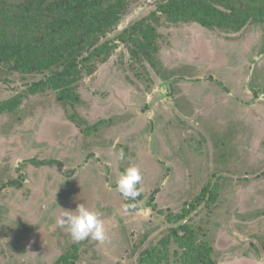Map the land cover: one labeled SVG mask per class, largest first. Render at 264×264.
<instances>
[{
	"label": "rangeland",
	"instance_id": "rangeland-1",
	"mask_svg": "<svg viewBox=\"0 0 264 264\" xmlns=\"http://www.w3.org/2000/svg\"><path fill=\"white\" fill-rule=\"evenodd\" d=\"M151 9L152 0H134L100 41ZM158 31L153 65L118 42L80 80L81 103L68 110L54 90L28 91L45 75L0 76V99H22L0 115V264H54L72 245L73 264H182L171 233L182 223L210 244L216 264H264V23ZM129 166L142 177L135 200L115 190ZM206 184L213 197L200 199ZM78 204L103 221L104 244L74 243L57 225ZM153 250L151 261L141 258Z\"/></svg>",
	"mask_w": 264,
	"mask_h": 264
},
{
	"label": "trees",
	"instance_id": "trees-1",
	"mask_svg": "<svg viewBox=\"0 0 264 264\" xmlns=\"http://www.w3.org/2000/svg\"><path fill=\"white\" fill-rule=\"evenodd\" d=\"M133 1L0 0V76L43 74L28 91L54 90L56 101L68 110L81 103L80 80L94 73L118 42L127 47L130 58L153 65L158 28L164 24L197 23L207 29L239 32L248 24L264 23V0H152L153 9L146 16L134 20L115 37L100 41L115 29ZM21 100L20 94L0 99V115L15 112ZM66 113L84 132H90L76 112ZM8 184L18 182L10 180ZM157 190L150 193L149 206L154 207ZM212 192L206 184L199 198H212ZM187 212L178 213L175 219H182ZM197 232L186 223L171 229L185 250L182 264H216L210 244L199 239ZM76 250L72 245L54 264H73ZM155 255L153 250L141 258L151 261Z\"/></svg>",
	"mask_w": 264,
	"mask_h": 264
},
{
	"label": "clouds",
	"instance_id": "clouds-1",
	"mask_svg": "<svg viewBox=\"0 0 264 264\" xmlns=\"http://www.w3.org/2000/svg\"><path fill=\"white\" fill-rule=\"evenodd\" d=\"M117 159L124 160L125 153L121 149L116 153ZM142 177L135 166L125 168L116 181L115 190L125 200H135L140 195L137 187ZM57 225L66 228L72 242L79 243L91 238L104 244L107 240L106 230L103 221L98 214L88 210L82 204H78L74 211L63 210V214L57 218Z\"/></svg>",
	"mask_w": 264,
	"mask_h": 264
}]
</instances>
